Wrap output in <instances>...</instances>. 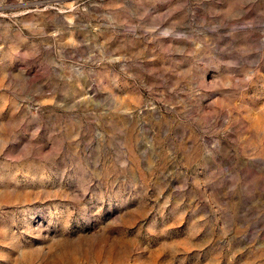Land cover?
<instances>
[{
  "label": "rangeland",
  "instance_id": "374dc122",
  "mask_svg": "<svg viewBox=\"0 0 264 264\" xmlns=\"http://www.w3.org/2000/svg\"><path fill=\"white\" fill-rule=\"evenodd\" d=\"M0 264H264V0H0Z\"/></svg>",
  "mask_w": 264,
  "mask_h": 264
}]
</instances>
